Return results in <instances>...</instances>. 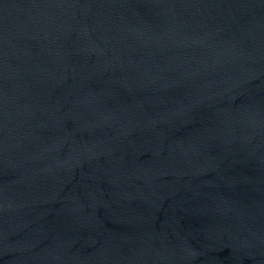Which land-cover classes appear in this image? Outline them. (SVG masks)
Masks as SVG:
<instances>
[{
  "label": "water",
  "instance_id": "water-1",
  "mask_svg": "<svg viewBox=\"0 0 264 264\" xmlns=\"http://www.w3.org/2000/svg\"><path fill=\"white\" fill-rule=\"evenodd\" d=\"M0 264H264V0H0Z\"/></svg>",
  "mask_w": 264,
  "mask_h": 264
}]
</instances>
